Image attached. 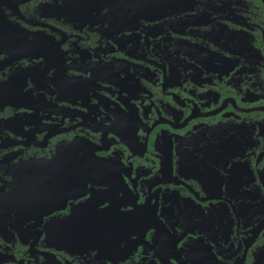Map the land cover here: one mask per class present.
<instances>
[{
	"label": "flooded vegetation",
	"instance_id": "af4514ba",
	"mask_svg": "<svg viewBox=\"0 0 264 264\" xmlns=\"http://www.w3.org/2000/svg\"><path fill=\"white\" fill-rule=\"evenodd\" d=\"M0 264H264V0H0Z\"/></svg>",
	"mask_w": 264,
	"mask_h": 264
}]
</instances>
